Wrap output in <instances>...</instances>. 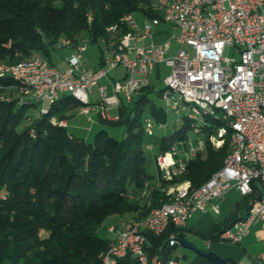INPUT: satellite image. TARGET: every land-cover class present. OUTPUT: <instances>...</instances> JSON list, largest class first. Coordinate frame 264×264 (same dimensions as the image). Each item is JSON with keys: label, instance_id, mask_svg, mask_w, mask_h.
Listing matches in <instances>:
<instances>
[{"label": "trees", "instance_id": "1", "mask_svg": "<svg viewBox=\"0 0 264 264\" xmlns=\"http://www.w3.org/2000/svg\"><path fill=\"white\" fill-rule=\"evenodd\" d=\"M155 1L0 0V62L41 56L54 66L52 55L60 48L75 51L87 42L101 53L103 66V46L128 30L122 23L125 16L161 18ZM115 25V33L107 31ZM62 40L70 44L63 46ZM149 92L143 87L126 109L120 141L100 131L92 143L51 122H63L81 107L68 94L34 120L28 111L36 110L35 105L0 101V264H99L113 244L98 234L106 221L141 220L168 201V187L187 181L198 188L221 168L229 146L211 145L209 137L222 124L207 118L204 148L186 160L182 175L165 180L148 174L142 117L149 114L157 124L167 120L150 103ZM24 120L29 124L20 129ZM189 132L184 119L179 129L159 139L154 158L173 142L186 140ZM258 195L243 198L208 239L218 240L221 231L241 219L239 214L247 215ZM180 231L169 226L158 236L147 234L149 256L159 254L172 234L181 237ZM124 262L136 264L129 257Z\"/></svg>", "mask_w": 264, "mask_h": 264}, {"label": "built area", "instance_id": "2", "mask_svg": "<svg viewBox=\"0 0 264 264\" xmlns=\"http://www.w3.org/2000/svg\"><path fill=\"white\" fill-rule=\"evenodd\" d=\"M161 18L179 34L180 49L168 57L169 42L161 45L140 46L152 39L153 29L160 24L158 17L145 23L137 35L138 25L133 15L122 19L128 30L111 42L104 65L92 70L81 65L83 42L67 59L63 71L50 65L41 56L20 61L0 62V101H17L35 105L40 115L47 114L60 95L68 94L81 104V113L99 108L106 120L107 111L123 101L131 104L148 85V76L163 62L170 74L163 80L161 97L165 106L181 124L189 121L190 131L198 138L173 142L169 150L155 156L162 178L171 180L185 171L186 160L204 148L202 140L206 119L221 122L215 135L209 137L212 146L221 147L229 139V149L221 168L200 187L191 188L185 181L166 189L168 201L151 211L145 218L124 223L114 243L102 255L99 264H126L127 257L136 264H178L173 260L163 263V252L168 245H177L176 236L159 254L149 256L147 234L158 236L169 226L184 228L209 202L221 199L232 187L242 198L258 197L249 203L248 213L220 232L218 240L239 244L251 225L261 221L264 232V0H163ZM155 9L157 6L153 5ZM117 26L107 29L115 33ZM68 46V40H62ZM233 50L236 57L225 54ZM122 67L127 74L123 80L101 82L110 71ZM97 103L90 102L93 89ZM51 122L55 123V119ZM59 126L65 127L63 122ZM154 122L147 118L144 131L153 137ZM178 145L189 147V156L182 158ZM146 150H153L152 144ZM257 189V191H256ZM145 193H142V196ZM218 213V206L211 207ZM114 226L109 227L114 232Z\"/></svg>", "mask_w": 264, "mask_h": 264}, {"label": "crops", "instance_id": "3", "mask_svg": "<svg viewBox=\"0 0 264 264\" xmlns=\"http://www.w3.org/2000/svg\"><path fill=\"white\" fill-rule=\"evenodd\" d=\"M155 5L158 8L159 14L162 15L163 9H160V7L164 6L163 0H156ZM140 16L142 18L141 24L138 23L136 19V14L133 15L138 25V30L136 31L137 35L141 34V32L144 30L145 23L151 19L143 15H140ZM160 19H161L160 24L153 29L152 39L146 38L143 41H141L139 45L140 46H149L150 44L161 45L165 42H169V50L167 51L166 55L168 57H171V56H174L181 47L180 44L176 40V37L179 34V32L177 30H174L173 27L168 22H166L162 18ZM172 42H175V44L177 45V50L175 51V53L172 49ZM102 44L104 45V43ZM70 50H71L70 55H72L74 53V50L72 49ZM110 50H111V46L104 45L103 46V57L108 56ZM81 65L87 68V66L83 65L82 63ZM54 66L57 67L55 64ZM99 66H100V61H99ZM101 67L102 66H100L99 68ZM163 67L164 68L166 67L165 64L163 62H160L155 66L154 70L149 74V76H151L153 81H155L156 83L158 82V83L163 84V80L166 78L165 77L164 79L161 80V77H160V71H161V68ZM99 68H95L92 70H97ZM126 74L127 72L124 68L118 67L115 70L110 71L107 75L108 76L107 79L103 80L101 84H107L108 80L110 81L123 80ZM147 86L150 88V92L147 94V97L149 99L150 93L154 92L155 84H152L151 81H149L148 79ZM163 89L160 91H157L156 93L158 97H160L161 99H162L161 93ZM136 100L137 99H135L131 104H126L122 101L120 106L108 109L107 113L109 117L113 119L118 118L117 120L103 119L100 115L99 108H96L87 114L81 113L80 108H79L73 115L68 114L69 117L64 121V125L66 128H68V125H69L68 121L72 119L74 120L76 118L74 116L77 115L78 117L86 118L85 122L86 124H89V127L87 129L88 132L91 133L93 132L94 129L97 131V133H99L100 131L106 132L104 128L107 126H113L117 124L125 125L126 116H127L126 109L131 107ZM90 102L93 104L97 103L96 88L93 89V92L90 96ZM150 103L153 104L156 108L162 109V111L165 114H166V111H165L166 109L169 112H171L165 106L164 101H163L164 105H157L151 100H150ZM166 117H167V114H166ZM173 117L175 119V122H177L176 117L174 115ZM147 118L151 119L154 122L155 129H160V128H164L167 126L166 124L167 120L164 123L157 124L156 121L153 120L152 116H150L149 114L147 115L146 119ZM143 126H144V121H143ZM242 199L243 198L239 195L237 190L232 187L231 189L228 190V192L221 199L209 202L206 205L205 210L203 212H197L190 219L188 224L184 228L181 229L180 234L182 236L179 238L189 242L191 245H193L197 249L210 250L217 256L225 259L228 264H264V232L261 230V221H256L251 225L249 232L242 238L239 244H230L226 242H221L219 240L208 239V236L211 234V232L216 227L220 226L225 220H227L231 215L235 213L236 208L238 204L241 203ZM213 205L218 206V210H219L218 213H214L212 211L211 207ZM239 216L241 218H244L246 214L243 212L239 214ZM132 221H135V220L130 219V217H123V218L118 219L115 222H111L108 225V227L105 229V234L114 243L118 232L121 231L123 228L122 225L124 223L132 222ZM111 226H114L115 228L114 232L109 231V227ZM167 260H173L178 264H212L207 259L201 256H198L192 250L184 248L180 245H174L171 248L168 254Z\"/></svg>", "mask_w": 264, "mask_h": 264}, {"label": "rangeland", "instance_id": "4", "mask_svg": "<svg viewBox=\"0 0 264 264\" xmlns=\"http://www.w3.org/2000/svg\"><path fill=\"white\" fill-rule=\"evenodd\" d=\"M136 19L139 24L142 23V18L139 14H136ZM172 49L175 53V51L177 50V45L175 44V42H172ZM70 52L71 50L69 48H60L55 54L52 55V62L57 66L59 70L63 71L67 68V63L65 60L66 58L70 56ZM225 54L232 58L236 57L233 50L226 49ZM100 55L101 53L98 51V49L95 46L91 45L90 43H87L85 50L81 53V63L87 66V68H91V69L99 68L100 67L99 66ZM169 74H170V68L168 67L161 68V71H160L161 80L167 77ZM148 79L149 81H151L152 84H155L154 92L150 93L149 99L152 102L156 103L157 105H164L163 100L160 97H158V95L156 94L157 91H160L163 89L164 85L162 83H158V82L156 83L155 81H153L151 76H148ZM165 111L167 114V123H166L167 126L164 128L155 129L154 136L150 138H146L145 140L144 150H145V154L147 157V172L148 174L152 176H156L157 173L159 176H162V173L156 167L155 158H154L155 151L157 148L156 147L157 142L162 137L168 134H172L174 130H177L180 128V124H178V122H175V119L172 113L169 112L167 109ZM28 114L32 116L33 120L39 116V113L35 109L28 111ZM74 117H76L74 120L72 119L68 121L69 125L67 128V131L71 133L75 138L84 139L85 142L92 143L94 141L97 131L94 129L93 132L91 133L88 132L87 129L89 127V124H86L85 122L86 118H81V117H78L77 115ZM146 117L147 115L144 114L142 117V121H145ZM152 119L155 120L154 117H152ZM55 123L58 124L59 122L55 121ZM28 124L29 122L27 120H24L21 123L19 128L21 129ZM104 130H106L108 136L114 138L115 140L120 141L124 137L125 125L117 124L113 126H107L104 128ZM194 139H195V135L192 132H189L187 143H192ZM148 143L152 144L153 150L151 151L146 150V145ZM224 144H228L229 146L228 138L225 140ZM177 147H178L179 154L182 156V158H186L189 156L188 151H185L189 147L188 145L185 146L186 148L185 150L183 149V146L181 145H178ZM109 224L110 223L108 221L104 223V225L102 226V230L98 232L100 236L104 237V234H105L104 231L108 227ZM43 235L44 234H42V236Z\"/></svg>", "mask_w": 264, "mask_h": 264}, {"label": "water", "instance_id": "5", "mask_svg": "<svg viewBox=\"0 0 264 264\" xmlns=\"http://www.w3.org/2000/svg\"><path fill=\"white\" fill-rule=\"evenodd\" d=\"M177 242V245H180L184 248H187L189 250H192L193 252H195L198 256H201L205 259H207L208 261H210L212 264H228L227 261L219 256H217L216 254H214L213 252H211L210 250H200L197 249L196 247H194L193 245H191L189 242L181 239V238H176L175 239ZM173 246L172 245H168L163 252V263L167 260L168 258V254L171 250Z\"/></svg>", "mask_w": 264, "mask_h": 264}]
</instances>
